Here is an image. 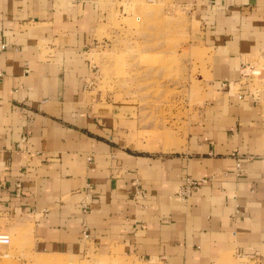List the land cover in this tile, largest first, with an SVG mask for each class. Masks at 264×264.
Listing matches in <instances>:
<instances>
[{
	"label": "crops",
	"instance_id": "0c3cea01",
	"mask_svg": "<svg viewBox=\"0 0 264 264\" xmlns=\"http://www.w3.org/2000/svg\"><path fill=\"white\" fill-rule=\"evenodd\" d=\"M169 2L209 97L149 138L135 104L94 87L139 0H0V233L18 262L264 264V113L238 84L264 56V0ZM186 179L204 182L176 200Z\"/></svg>",
	"mask_w": 264,
	"mask_h": 264
},
{
	"label": "rangeland",
	"instance_id": "374dc122",
	"mask_svg": "<svg viewBox=\"0 0 264 264\" xmlns=\"http://www.w3.org/2000/svg\"><path fill=\"white\" fill-rule=\"evenodd\" d=\"M139 1L131 17L126 15L121 19L127 30H121L115 46L105 50L104 59H99L100 62L96 59L98 72L94 87L112 94L109 98L116 102L135 104L141 135L161 138L172 129L195 121L198 110L207 101L205 59H201L200 52L188 50L185 10L169 0ZM253 61L258 64L243 71L238 84L264 113V56ZM9 236V246L0 247V252L7 255L0 258V264H30L28 255H20V262L11 256L14 239ZM36 264L82 262L43 256ZM239 264L255 263L242 260Z\"/></svg>",
	"mask_w": 264,
	"mask_h": 264
},
{
	"label": "built area",
	"instance_id": "2783aa9c",
	"mask_svg": "<svg viewBox=\"0 0 264 264\" xmlns=\"http://www.w3.org/2000/svg\"><path fill=\"white\" fill-rule=\"evenodd\" d=\"M5 49V45L3 43H0V51ZM247 68H250L249 66H242L241 68V72L240 74L243 73V71H245ZM1 73H0V78H1ZM231 156H236V154H231ZM239 164L236 163V168H238ZM201 182H204L203 180L201 181H196V180H191V179H186L183 184L180 186L179 189H177V191L174 193V198L176 200H183L186 199L187 197H189L193 192H195L199 185L201 184ZM134 185L135 187L138 186V183H136L134 181ZM19 187V184H17V188ZM135 197H143V194L139 192L138 187L135 190L134 193ZM86 205H82L81 206V212L84 214L86 212ZM238 211L237 209H235L234 211V215L237 214ZM81 235L84 239L87 238V233H86V227L85 224L82 223L81 224ZM10 244V239L7 235L0 233V247L2 248H7ZM1 253V252H0ZM7 255L5 253H1L0 254V258H6Z\"/></svg>",
	"mask_w": 264,
	"mask_h": 264
}]
</instances>
